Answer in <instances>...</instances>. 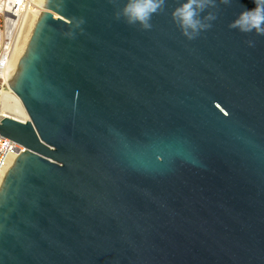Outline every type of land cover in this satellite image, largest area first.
<instances>
[{
	"label": "water",
	"instance_id": "water-1",
	"mask_svg": "<svg viewBox=\"0 0 264 264\" xmlns=\"http://www.w3.org/2000/svg\"><path fill=\"white\" fill-rule=\"evenodd\" d=\"M8 86L0 264H264V0H46Z\"/></svg>",
	"mask_w": 264,
	"mask_h": 264
},
{
	"label": "built area",
	"instance_id": "built-area-1",
	"mask_svg": "<svg viewBox=\"0 0 264 264\" xmlns=\"http://www.w3.org/2000/svg\"><path fill=\"white\" fill-rule=\"evenodd\" d=\"M29 0H0V89L10 70V61L20 36ZM3 3L5 7L3 8ZM7 5L10 6L6 10ZM24 152L20 145L0 136V177Z\"/></svg>",
	"mask_w": 264,
	"mask_h": 264
},
{
	"label": "bare ground",
	"instance_id": "bare-ground-1",
	"mask_svg": "<svg viewBox=\"0 0 264 264\" xmlns=\"http://www.w3.org/2000/svg\"><path fill=\"white\" fill-rule=\"evenodd\" d=\"M45 0H29L28 1V10L26 11L25 18L23 20L22 31L20 36L17 40V44L14 48V53L12 55L10 61V70L8 75L4 78V83L7 85V94L3 97V102L0 106V116L2 117H9L14 120L25 122L28 120L27 114L22 106L21 101L19 98L10 90L8 84L12 80L18 63L27 47L29 39L31 37L34 24L36 22L37 17L40 15L41 7L43 6ZM5 3H3V8L5 7ZM10 8L7 5L6 10ZM9 98V99H8ZM7 172V171H6ZM5 172V173H6ZM3 175L0 177V183L2 181Z\"/></svg>",
	"mask_w": 264,
	"mask_h": 264
},
{
	"label": "rangeland",
	"instance_id": "rangeland-1",
	"mask_svg": "<svg viewBox=\"0 0 264 264\" xmlns=\"http://www.w3.org/2000/svg\"><path fill=\"white\" fill-rule=\"evenodd\" d=\"M46 1V0H45ZM45 1H44V3H43V6L41 7V12H40V14L44 11V4H45ZM40 16V15H39ZM39 16L37 17V19H36V22H37V20H38V18H39ZM36 22H35V24H36ZM34 24V25H35ZM22 31V30H21ZM6 94H7V85L4 83V81H3V87H2V89H0V106H1V104L3 103V102H5V101H3V97L4 96H6ZM9 99V98H8Z\"/></svg>",
	"mask_w": 264,
	"mask_h": 264
}]
</instances>
